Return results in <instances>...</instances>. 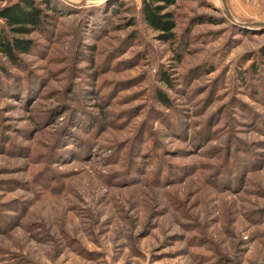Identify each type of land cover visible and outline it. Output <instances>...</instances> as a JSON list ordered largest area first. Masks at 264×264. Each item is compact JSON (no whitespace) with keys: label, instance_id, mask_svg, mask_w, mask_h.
<instances>
[{"label":"rangeland","instance_id":"1","mask_svg":"<svg viewBox=\"0 0 264 264\" xmlns=\"http://www.w3.org/2000/svg\"><path fill=\"white\" fill-rule=\"evenodd\" d=\"M228 1L178 2L170 44L142 0H52L0 56V264H264V25L239 23L264 0Z\"/></svg>","mask_w":264,"mask_h":264},{"label":"trees","instance_id":"2","mask_svg":"<svg viewBox=\"0 0 264 264\" xmlns=\"http://www.w3.org/2000/svg\"><path fill=\"white\" fill-rule=\"evenodd\" d=\"M180 1L184 0H142L144 22L161 42L173 44L177 41L176 16L172 7ZM42 2L46 4L45 9L36 0H18L0 9V18L6 24V29L0 31V56L13 65L21 62L22 54L31 53L34 42L30 36L42 30L49 19L52 0ZM160 76L163 83L172 85L168 73L161 72ZM158 99L170 105L169 99L161 91Z\"/></svg>","mask_w":264,"mask_h":264},{"label":"water","instance_id":"3","mask_svg":"<svg viewBox=\"0 0 264 264\" xmlns=\"http://www.w3.org/2000/svg\"><path fill=\"white\" fill-rule=\"evenodd\" d=\"M224 3H225V1H224ZM234 21L238 22L237 20H234ZM239 23H241L243 25H247V26H263L264 25V23H262V22H242V21H239Z\"/></svg>","mask_w":264,"mask_h":264},{"label":"crops","instance_id":"4","mask_svg":"<svg viewBox=\"0 0 264 264\" xmlns=\"http://www.w3.org/2000/svg\"><path fill=\"white\" fill-rule=\"evenodd\" d=\"M224 1L226 2V4H227V3H229V1H228V0H223V2H224ZM228 5H229V4H228Z\"/></svg>","mask_w":264,"mask_h":264}]
</instances>
